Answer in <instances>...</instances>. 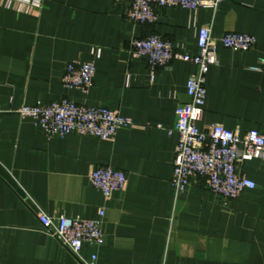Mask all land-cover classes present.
<instances>
[{
	"label": "crops",
	"instance_id": "crops-1",
	"mask_svg": "<svg viewBox=\"0 0 264 264\" xmlns=\"http://www.w3.org/2000/svg\"><path fill=\"white\" fill-rule=\"evenodd\" d=\"M123 0H42L30 12L0 5V264H264V161H239L238 172L257 187L224 200L204 179L176 195L179 136L176 109L189 101L192 62L153 69L132 54V42L159 35L196 55L198 35L239 32L257 38L247 51L219 46L206 78L208 96L200 129L215 123L241 134L264 130V72L250 69L264 55V0H225L201 7L159 9L155 23L128 19ZM73 61H94V85L85 95L63 85ZM63 98L103 105L129 117L114 140L75 133L47 137L24 105ZM100 166L128 175L126 189L106 199L90 183ZM101 245L76 255L45 231L39 213L99 218Z\"/></svg>",
	"mask_w": 264,
	"mask_h": 264
},
{
	"label": "built area",
	"instance_id": "built-area-1",
	"mask_svg": "<svg viewBox=\"0 0 264 264\" xmlns=\"http://www.w3.org/2000/svg\"><path fill=\"white\" fill-rule=\"evenodd\" d=\"M129 5L128 19L137 24L155 23L159 9L180 7L195 11L209 7L216 11L225 0H123ZM0 5L23 12L40 8L42 0H0ZM257 43L253 35L226 32L214 37L211 25L203 26L198 35L196 55L182 53L170 41L159 35H150L132 42V54L146 58L150 66L168 68L174 60L194 63L198 70L187 82L189 101L176 109L175 126L170 133L179 136L175 154L171 186L176 195H184L193 181L204 179L207 187L224 200L236 199L247 189L257 187L256 182L238 172L239 161L261 159L264 161V130L251 129L244 134L215 123L200 129L208 90L207 74L219 62V46L247 51ZM251 70L264 72V55ZM96 65L94 61H73L66 67L63 85L87 95L94 85ZM3 109L0 106V113ZM21 119H31L47 137H65L75 133L102 140H114L123 127H135L129 117L103 105L79 103L63 98L49 103L24 105L19 109ZM90 183L103 193L106 199L126 189L128 175L121 169L100 166L92 171ZM105 211H99L97 219H83L60 215L50 217L39 213L42 228L61 245L78 255L85 244L101 245L105 241L103 231ZM96 255L89 264H95Z\"/></svg>",
	"mask_w": 264,
	"mask_h": 264
}]
</instances>
